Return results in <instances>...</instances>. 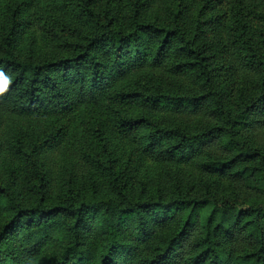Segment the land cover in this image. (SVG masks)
I'll use <instances>...</instances> for the list:
<instances>
[{
    "label": "trees",
    "instance_id": "obj_1",
    "mask_svg": "<svg viewBox=\"0 0 264 264\" xmlns=\"http://www.w3.org/2000/svg\"><path fill=\"white\" fill-rule=\"evenodd\" d=\"M0 173V264H264V0H0Z\"/></svg>",
    "mask_w": 264,
    "mask_h": 264
},
{
    "label": "rangeland",
    "instance_id": "obj_2",
    "mask_svg": "<svg viewBox=\"0 0 264 264\" xmlns=\"http://www.w3.org/2000/svg\"><path fill=\"white\" fill-rule=\"evenodd\" d=\"M40 16H35L31 18L30 23L27 28L24 29L21 37L17 42V52L21 55H30V54H38L44 55L54 49L56 47L57 41L55 44L50 43L47 46L45 42L48 34L42 31L43 19ZM70 22V21H69ZM71 23V22H70ZM54 42V41H53ZM66 159V158H65ZM141 170L147 172L150 178H154L157 176V166L154 163V160L150 157H146L143 161V165L140 166ZM1 175V173H0Z\"/></svg>",
    "mask_w": 264,
    "mask_h": 264
}]
</instances>
